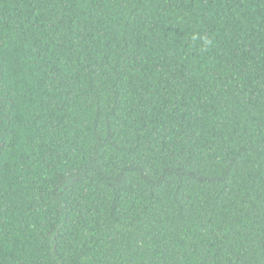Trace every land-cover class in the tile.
I'll return each instance as SVG.
<instances>
[{
	"label": "trees",
	"instance_id": "obj_1",
	"mask_svg": "<svg viewBox=\"0 0 264 264\" xmlns=\"http://www.w3.org/2000/svg\"><path fill=\"white\" fill-rule=\"evenodd\" d=\"M0 264H264V0H0Z\"/></svg>",
	"mask_w": 264,
	"mask_h": 264
}]
</instances>
